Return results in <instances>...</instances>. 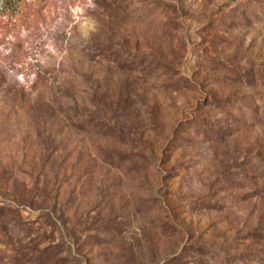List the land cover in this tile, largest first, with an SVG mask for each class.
Masks as SVG:
<instances>
[{
  "label": "rangeland",
  "instance_id": "1",
  "mask_svg": "<svg viewBox=\"0 0 264 264\" xmlns=\"http://www.w3.org/2000/svg\"><path fill=\"white\" fill-rule=\"evenodd\" d=\"M0 264H264V0H0Z\"/></svg>",
  "mask_w": 264,
  "mask_h": 264
}]
</instances>
